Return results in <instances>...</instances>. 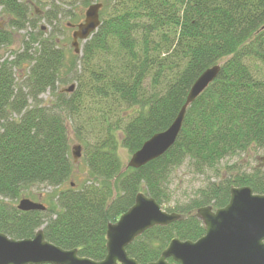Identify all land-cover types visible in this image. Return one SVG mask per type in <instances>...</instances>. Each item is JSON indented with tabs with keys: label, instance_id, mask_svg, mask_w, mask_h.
Listing matches in <instances>:
<instances>
[{
	"label": "trees",
	"instance_id": "trees-1",
	"mask_svg": "<svg viewBox=\"0 0 264 264\" xmlns=\"http://www.w3.org/2000/svg\"><path fill=\"white\" fill-rule=\"evenodd\" d=\"M77 3H103L101 25L72 55L75 89L66 93L57 91L65 55L54 36L84 20ZM0 17V50L26 31L20 50L0 56V233L29 239L43 229L47 241L101 261L108 225L143 192L182 215L127 247L148 264L171 240L204 236L196 211L225 207L233 187L264 194V167L219 168L227 158L264 151V0H0ZM218 64L171 149L139 169L124 166L119 148L132 155L168 129L198 77ZM48 91L53 98L44 104ZM68 124L85 147L88 177L80 187L71 181ZM185 163L212 178L186 202L165 207L171 177ZM34 186L55 189L56 199L43 211L19 210L15 203Z\"/></svg>",
	"mask_w": 264,
	"mask_h": 264
},
{
	"label": "water",
	"instance_id": "water-1",
	"mask_svg": "<svg viewBox=\"0 0 264 264\" xmlns=\"http://www.w3.org/2000/svg\"><path fill=\"white\" fill-rule=\"evenodd\" d=\"M103 3H93L85 11L84 20L71 25L72 47L81 52L80 42L87 41L100 27ZM221 65L206 69L195 81L186 102L171 126L148 139L131 155L127 167L139 169L166 154L176 143L187 108L215 81ZM72 84L61 92L71 93ZM74 163L81 158V146L72 147ZM21 211H43L46 206L22 198ZM196 216L206 228L197 241L171 240L160 258L148 264H264V194H256L249 186L233 187L229 203L214 210L201 207ZM182 219L176 212L165 211L159 203L141 192L135 203L115 222L108 225L107 255L101 261L82 257L77 249L66 250L46 240L43 229L33 238L14 239L0 233V264H139L130 257L127 247L148 229L168 226ZM173 261L170 262L169 260Z\"/></svg>",
	"mask_w": 264,
	"mask_h": 264
},
{
	"label": "rangeland",
	"instance_id": "rangeland-1",
	"mask_svg": "<svg viewBox=\"0 0 264 264\" xmlns=\"http://www.w3.org/2000/svg\"><path fill=\"white\" fill-rule=\"evenodd\" d=\"M36 1V0H32ZM75 13L81 14L82 18L81 21L85 17V11L86 7H83L79 5L78 3L75 4ZM66 20H63L62 24L65 25ZM0 24L3 26V22L1 21L0 17ZM41 25L44 27H47V24L45 21L40 22ZM72 29H64L62 28L61 34L55 35L54 37L59 42L60 47L62 48L64 55H65V64L64 67L61 69L60 74V80L57 83V91H60L63 88L69 87L71 82V74H70V60L72 58V55L75 53L74 48L72 47ZM26 31H21L13 36L14 44L12 46H8L5 48H1L0 50V56H3L4 58H7L11 55V50L18 51L22 48V36ZM81 47L82 43H81ZM81 56V54L79 55ZM18 77H21V73H16ZM76 84V83H75ZM77 85V84H76ZM43 103H48L52 100L53 96L51 95L50 91L44 93L42 96ZM69 129V140L71 144V149L75 145H82L81 146V158L79 161L75 164V173L72 177V182L74 186L80 187L84 180L88 177V167L85 163L84 157H85V147L83 146L82 140L76 135V133L71 130L70 124H68ZM119 155L121 157V160L124 164V166L128 165V162L131 158V154L128 152L127 149L124 147L119 148ZM235 165L236 168L239 169H246L247 171H250L253 167L259 166L264 167V151L257 150V149H251L239 156L227 158L221 162L219 165V168L221 170H224L227 166ZM213 173L209 172L206 175H200L196 173L187 163H185L183 166L178 168L174 171L172 177H171V190L173 194V199L170 205H164L165 207H169L175 205V203H181L186 202L189 198L194 196L196 191L205 184L207 179L212 178ZM56 190L53 188H43L39 186L31 187L29 190L25 192V194L22 196V198H29L35 202H41L45 206H51V203L54 202L56 197ZM21 198V199H22ZM19 201L15 203L18 205Z\"/></svg>",
	"mask_w": 264,
	"mask_h": 264
}]
</instances>
